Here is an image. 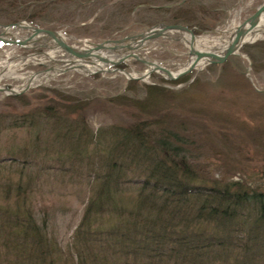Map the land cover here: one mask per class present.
<instances>
[{"label": "trees", "instance_id": "1", "mask_svg": "<svg viewBox=\"0 0 264 264\" xmlns=\"http://www.w3.org/2000/svg\"><path fill=\"white\" fill-rule=\"evenodd\" d=\"M67 1L82 6L93 0ZM160 1L153 10L167 16L162 23L202 32L225 20L229 0ZM40 2L0 0V15ZM262 50V42L242 49L256 75L264 72ZM214 67L217 89L231 85L228 75L241 77L236 57ZM120 80L97 74L83 82L100 89L106 102L132 109L127 126L94 131L85 119L91 100L46 86L43 107L0 114V134L22 129L31 135L0 158V264H264V192L208 182L188 161L186 121H176L173 104L196 81L176 94L138 81L121 91ZM110 84L117 89L108 93ZM25 96L9 99L24 102ZM42 176L89 190L64 248L32 208Z\"/></svg>", "mask_w": 264, "mask_h": 264}, {"label": "rangeland", "instance_id": "2", "mask_svg": "<svg viewBox=\"0 0 264 264\" xmlns=\"http://www.w3.org/2000/svg\"><path fill=\"white\" fill-rule=\"evenodd\" d=\"M263 1H225L223 6L226 9L225 20L212 29L195 31L196 48L203 51L224 45L229 34L234 32V28ZM161 4L160 0H93L78 6L69 1L43 0V3H33L24 7V11L19 10L20 13L14 11L13 13H16L14 15L10 12L0 15V24L9 25L16 22L37 24L40 28L60 32L68 44L81 47L85 41L95 44L106 39L117 40L159 25L162 23L161 19L167 16L162 12H155L153 7ZM18 13L20 16L16 18ZM12 34L21 38L26 32L20 30L13 31ZM260 42L264 43V35L245 46ZM158 44L142 52L152 63L182 70L189 62L188 46L185 43L159 39ZM33 51L40 53L45 50ZM262 52L264 53V50ZM27 53L31 52L13 46L0 50V72L3 66L12 63L8 72L14 75L9 78L1 77L0 87L5 85L8 88L20 89L24 85L25 77L33 71L43 69L37 60L42 64L48 63V60L41 57L37 60L12 59ZM241 54L244 57L235 56L240 61L241 77L240 74H231L225 78L229 79L226 83H230V87L221 86L217 89L218 68L212 67L218 64L202 68L197 66L189 75L182 77L186 78V81L181 84L169 85L161 82L169 80L158 74H151L146 81L140 82L145 85L163 86L177 94L180 90L193 86V82L196 81V85L189 87L186 93H178L173 104L176 121L178 123L186 121L184 128L190 139L188 161L208 182H238L251 191L264 192V72L256 75L246 53L241 50ZM55 55L61 56L62 53ZM18 63H22L21 66H18ZM122 65L128 71L144 70V66L133 60ZM91 76L94 75H87L81 70L55 75L54 78L24 93L23 95H26L24 102L11 100L10 97L0 94V114L23 115L35 108L43 107L47 103V98H43L45 95L40 89L46 86L63 91L65 95L91 100L92 103L85 112V119L94 131L110 125H130L133 121L130 117L132 109L117 107L106 102L103 96L99 97L100 89H96L92 83L83 82ZM99 76L104 80L120 78V90L125 89L123 86L126 79L122 75ZM106 89H110L109 93L117 88L110 84ZM29 138H31L29 132L22 129L0 134V158L5 157L6 151L12 148L23 147L29 142ZM37 188L32 198L34 201H31L32 208L37 218L46 220L48 234L64 248L69 244L72 232L82 219L90 197L88 187L84 184L69 185L58 180V177L42 176Z\"/></svg>", "mask_w": 264, "mask_h": 264}, {"label": "water", "instance_id": "3", "mask_svg": "<svg viewBox=\"0 0 264 264\" xmlns=\"http://www.w3.org/2000/svg\"><path fill=\"white\" fill-rule=\"evenodd\" d=\"M262 20H264V1L254 9L253 13L246 16L241 24L234 28V32L227 37V44L204 51L196 49L195 31L183 25L159 23V25L150 27L143 32H138V34L128 35L117 40L106 39L95 44L85 41V44L80 47L68 44L64 35L53 29L37 28L24 22L10 23L9 25L0 24V50L4 47L13 46L25 52H31L26 55L16 56L13 60H37L40 57L48 60V63L43 64L40 60H37L43 69L41 71H33L22 88H8L2 85L0 94L8 97L21 96L39 85L34 84V80L38 77H45V81H47L54 78L55 75L65 74L69 71L84 70L86 67L93 68V71L86 73L87 75L99 74L103 77L122 75L126 79V84L129 81L144 82L151 74L161 75L162 73L168 75H162L165 79L178 81L183 76L189 75L200 61L206 60L207 65H222L230 57H244L241 54V50L247 43H250L246 38L250 32L259 26ZM3 29L11 31L10 36L5 34ZM20 30L26 32L24 37L17 38L12 34L13 31ZM176 34L179 35L175 36ZM184 35H189L188 42ZM159 39L185 43L188 46L187 53L190 59L182 70H175L162 64H154L142 54L143 51L148 50L151 46L159 45ZM38 49H44L45 51L40 53L33 51ZM59 53H62V55L54 56V54ZM132 60L144 66V70L136 72L120 67L122 64Z\"/></svg>", "mask_w": 264, "mask_h": 264}, {"label": "bare ground", "instance_id": "4", "mask_svg": "<svg viewBox=\"0 0 264 264\" xmlns=\"http://www.w3.org/2000/svg\"><path fill=\"white\" fill-rule=\"evenodd\" d=\"M3 32L5 33V34H7L8 36H10V34H11V31L9 32V30L8 29H3ZM262 35H264V21L262 20V21H260V23H259V26H258V28H257V30H255L252 34H250L247 38H246V40H248V42H250L251 43V41H255V39H257V38H259V37H261ZM185 39H186V41L188 42L189 41V35H185ZM214 44V43H213ZM212 44V45H213ZM225 44H227V42H225L224 43V45ZM196 45H197V42H196ZM223 45V46H224ZM213 47V46H212ZM207 48V47H206ZM211 48V47H210ZM197 49V48H196ZM198 50V49H197ZM201 50V49H200ZM199 51V50H198ZM204 51V50H203ZM12 64V63H11ZM10 63L8 64V65H6V66H3V68H2V70H1V72H0V79H1V77H4V76H6V77H12V76H14L13 74H12V72H8V71H10L9 70V67H10V65H11ZM21 64L22 63H18L17 65L18 66H21ZM151 64V63H150ZM207 65V61L206 60H203V61H200L199 63H198V67H200V68H202L203 66H206ZM2 66V65H1ZM151 66L153 67V65L151 64ZM12 67V66H11ZM82 71V73H88V72H91V71H93V68H89V67H86V69H84V70H81ZM161 75H163V76H168L166 73H162ZM29 79V76H27V77H25L24 79H23V82H24V84L27 82V80ZM20 81V80H19ZM45 82V77H38V78H36L35 80H34V84H42V83H44ZM18 89V88H17Z\"/></svg>", "mask_w": 264, "mask_h": 264}]
</instances>
